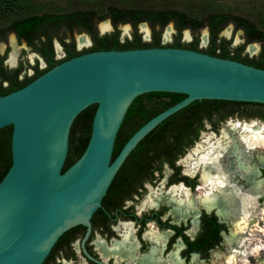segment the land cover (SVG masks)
Instances as JSON below:
<instances>
[{
    "label": "water",
    "instance_id": "95a60500",
    "mask_svg": "<svg viewBox=\"0 0 264 264\" xmlns=\"http://www.w3.org/2000/svg\"><path fill=\"white\" fill-rule=\"evenodd\" d=\"M142 25L151 35L150 26ZM224 32L220 38H227ZM206 35L208 41L209 30ZM56 45L60 50L58 41ZM149 93L186 97L144 124L113 160L130 106ZM204 100L264 105V69L191 49L96 51L1 96L0 130L12 126L13 133L12 166L0 182V264H44L60 238L78 226L87 229L81 246L93 259L85 247L91 219L127 158L164 121ZM93 105L97 109L88 146L63 171L73 123Z\"/></svg>",
    "mask_w": 264,
    "mask_h": 264
},
{
    "label": "trees",
    "instance_id": "16d2710c",
    "mask_svg": "<svg viewBox=\"0 0 264 264\" xmlns=\"http://www.w3.org/2000/svg\"><path fill=\"white\" fill-rule=\"evenodd\" d=\"M204 8H196L192 0H178V2L162 1V4L154 0H67L64 7L57 3L39 2L38 0H0V43L4 41L6 28H10L18 40L26 41L29 45L47 47L43 53L48 61L45 70L35 69L33 77H27L20 81L18 73H8L0 66V77H9L14 81L9 87H4L0 82V97L24 88L35 79L51 70L55 66L78 57L80 55L109 50H130L144 48H180L203 52L214 57L234 60L256 68L264 69V4L262 10H254V20L244 17H232L222 12L215 0H204ZM219 4V3H218ZM209 11V12H206ZM110 19L115 28L118 25L130 24L133 29V39L121 42L120 32L99 36L95 29L96 23ZM142 23H148L152 30V41L144 42L139 34L138 27ZM174 24L179 35L185 30L197 32L203 28L210 31V44L207 48H200L198 39L191 43H184L180 36L173 43H162V31L170 24ZM233 23L236 30H242L249 43L260 42L263 44L262 53L258 57L250 58L244 55V47L232 50L231 42L219 37L225 27ZM75 29L88 32L93 38V46L82 51L75 49L63 60H56L53 53V40L65 39L67 30L71 33ZM186 96L170 93H149L139 96L130 106L122 127L118 133L113 159L121 152L126 142L148 121L164 112L168 108L181 102ZM164 98H170L166 102ZM228 104L234 106L229 115H234L237 110H243L251 106L261 104L239 103L227 101H197L168 118L154 131H152L138 147L132 152V165H139L144 176H147L153 164L158 160L160 151L168 148L177 140L182 130L191 129L193 139L198 138L199 129L203 126L204 119L212 121L216 111H220V105ZM97 105L90 106L84 110L74 121L71 134L68 157L63 171L73 165L85 152L92 134V125ZM227 116H223L226 118ZM137 117V119H136ZM134 120H136L134 122ZM173 122H179L172 125ZM202 125V126H201ZM12 133L13 127L9 126L0 130V182L12 166ZM215 221V219H213ZM70 232V231H69ZM68 233V232H67ZM65 234L55 245V251L62 245L68 244ZM212 238L214 239L212 241ZM203 240V241H201ZM217 225L206 226L204 232L197 241L192 243L194 250L206 247L205 250L219 243ZM63 248V247H62ZM55 254L51 253V257ZM47 258L45 264L50 259Z\"/></svg>",
    "mask_w": 264,
    "mask_h": 264
},
{
    "label": "flooded vegetation",
    "instance_id": "af4514ba",
    "mask_svg": "<svg viewBox=\"0 0 264 264\" xmlns=\"http://www.w3.org/2000/svg\"><path fill=\"white\" fill-rule=\"evenodd\" d=\"M98 35L101 34L98 32ZM16 41L17 44L20 43L17 36ZM56 41H58L61 46L60 51L64 53V57L61 59L56 58ZM24 42L42 58L46 63V67H39V58L36 65L32 64L29 60L26 62L23 59L24 56H22V53L19 54L16 66H12L9 62L11 53L7 49L3 51L0 49L1 71L3 69L8 73L17 72L20 81L25 80L27 77H33L36 74L35 69L37 67L39 70H45L49 66L47 58L43 53L47 47L40 46L41 49H38L39 47L29 45L26 41ZM77 44L76 40H74L73 43H69L66 38L62 41L60 38L54 39L53 53L55 59L60 61L67 58L74 49L80 52L76 47ZM245 52L248 53L246 49ZM28 69L33 70V73L28 74ZM12 81L14 80L9 77H6V79L0 77V82L4 84V87H9ZM164 99L166 102L170 101V98ZM218 108H220V111H216L217 114L214 115L212 121L209 119L203 120V126L201 125L202 127L199 129V134L203 129L207 128L206 123L210 124L209 130H218V124L226 123V127L223 131L229 132L230 135L233 133L231 130L232 126H238L240 130H243L246 125L254 124L264 128V126L260 124L252 123L254 122L253 119L259 118L258 122L264 124V115L253 114L248 112L247 109H243L237 110L234 115L227 116L234 110V106L223 104ZM223 116L227 117L224 118ZM234 117L242 121H235V119H232ZM214 118H219L218 120L220 121L216 123L214 122ZM135 121L136 120H134V122ZM177 123L179 122H173L172 125L176 126ZM218 132V136L215 132L213 133L214 135H204L200 142H202L205 137H211L212 142L215 144L217 140L223 136V132L221 134L220 129ZM199 134L198 138L194 140L191 129L182 130L177 140L173 142L168 150L160 151L157 156L158 160L153 164L147 176H144L139 165H132V160L130 158L131 153L115 176L107 195L103 199L102 207L91 219V234L85 247L87 253L93 259H90L84 253L81 246L87 229L83 226H78L70 230V232L68 231V233H65L67 234L66 240L70 242L62 245L57 251L52 250L51 253L55 252V254L52 257L50 256L51 254L49 255L50 259L46 264H136L143 257L147 256L151 252L152 247H154L153 242L148 237L150 231L167 236L160 254L164 261H166L171 254L177 252V255L175 254L174 257L180 259L182 264H186L191 256H207L215 250V248L220 246L223 241H225L226 237H228L226 235L224 238V234L231 231V226L226 224L225 221L220 220L219 216L216 215V210L210 212L204 207H200V216L196 217V220L199 218V222L198 220L195 222L194 218L189 217L185 220H176L175 217L172 216L171 206L166 200L157 208L141 209L143 202L151 192L160 187H163L165 192H169L173 187L178 186L182 189L190 190L192 194L203 195V193L198 192L201 186V168L195 172V175L191 176L187 173L186 164L189 153L200 143L198 141ZM194 144L195 147L193 148ZM258 176L259 179L264 180V168L258 170ZM213 219H215V221ZM214 223L217 225L219 243L208 250L204 248L209 244H206L204 248L200 247L201 249L194 250L192 243L198 240L206 226H214ZM126 225L129 226L127 229H125ZM192 229L196 231L194 235L191 233ZM124 233H128L136 244V249L132 256L123 257L121 254H109L114 243L123 240ZM213 240L212 238V241ZM97 243H99V246ZM158 250H160V247Z\"/></svg>",
    "mask_w": 264,
    "mask_h": 264
},
{
    "label": "bare ground",
    "instance_id": "6f19581e",
    "mask_svg": "<svg viewBox=\"0 0 264 264\" xmlns=\"http://www.w3.org/2000/svg\"><path fill=\"white\" fill-rule=\"evenodd\" d=\"M141 28L148 33L145 26L142 25ZM129 29L125 28L124 33ZM100 30L110 32L111 27L107 22L101 25ZM172 33L173 29L168 28L164 34L165 39H170ZM230 33L231 30L228 29L224 35L229 38ZM185 35L190 36L189 32ZM89 41L87 37L78 38L80 47L87 45ZM203 42L207 43L206 32ZM238 42L237 39L236 43ZM11 46L13 51L9 62L16 66L20 48L15 38H12ZM258 51L257 45L248 47L251 54ZM231 128L232 135L223 131V136L215 144L211 137H205L186 159L189 175H195L200 168L202 170L198 192L203 195L192 194L190 190L178 186L169 192L160 187L151 192L141 209L157 208L166 200L171 206L172 216L176 220H185L188 217L196 219L200 214V207L208 211L220 208V216L232 221L234 230L231 238L227 239L229 255L217 256L218 261L224 264H264V180L258 176V170L264 168V128L256 124L246 125L243 130L238 126ZM234 218L236 219L233 220ZM128 227L126 225L125 229ZM195 232L191 231L192 234ZM148 237L154 247L136 264H182L174 256L168 257L166 261L162 259L160 254L167 239L166 235L150 231ZM135 249L133 239L128 233H124L123 240L114 243L109 254L131 257Z\"/></svg>",
    "mask_w": 264,
    "mask_h": 264
},
{
    "label": "rangeland",
    "instance_id": "374dc122",
    "mask_svg": "<svg viewBox=\"0 0 264 264\" xmlns=\"http://www.w3.org/2000/svg\"><path fill=\"white\" fill-rule=\"evenodd\" d=\"M38 1L39 2L52 1V2L57 3V5L60 7H64L67 3V0H38ZM154 1L157 3H160V4H162V1H170V2L172 1L174 3L178 2V0H154ZM215 1H217L219 3V4L217 3L216 5L219 6V8H221L222 12H225V13L231 15L232 17H244V18L250 19V20H254V15H252V12L254 10H262V6L264 4V0H215ZM206 2H208V0H206ZM192 5H193V7L200 9L201 7L204 8L206 3L204 2V0H192ZM206 12H209V11H206ZM108 21L111 22L110 19H106L104 21L96 23L95 29L97 32H99V34H101V30H100L101 25L104 23H107ZM127 25H129V24H127ZM127 25H118V27L115 30V31L120 32L121 42H125L127 39L128 40L133 39V31L130 32V29L128 32L124 33L125 28H129ZM140 26H141V24L139 25L138 30H139V34L142 35V40L144 42H151L152 41V34L148 35L146 32L142 31V28H140ZM170 26L174 27V24L172 23V24L168 25L162 31L161 36H162V43L163 44L173 43L175 38L178 36H180L182 42L187 43V44L198 39L200 48H207L210 44V36H209V40L207 41V43L203 42V36H204L206 30H209L208 28H203L197 32H192L191 30H185V31H190V36L187 37L183 32L181 33V35H179V32L174 27L175 31L173 30V33H172L170 39H165L164 34ZM230 27H232L233 30H231ZM228 29L231 30V33H230L231 36L228 39L227 38H221V39H225L227 41H230L231 42L230 48L232 50H236L238 48L244 47V55H247L250 58L258 57L261 55L262 49H263L262 43H260V42L249 43L245 37L244 31L236 30L233 23L228 24L224 30L226 31ZM113 33H114L113 31H110V32H106L105 34H101L99 36L101 37V36H105V35L113 34ZM15 37H16L15 33L10 28H6L5 35L3 37L4 41L0 43L1 51H3L4 49H7L10 53H12L13 49L11 48L12 47L11 46V40H12V38H15ZM80 37H87V39H89L90 41L87 45H85L83 47H80L79 44H77L76 47L78 50L82 51L84 49L92 47L93 38L88 32H85L84 30L75 29L72 33L67 30V33L65 35V38L68 40L69 43H73L74 40H76L78 43V38H80ZM237 39L239 40L238 43H236ZM15 40H16V38H15ZM18 44H19V46H18ZM18 44H17V46H18V48H20L19 52L22 53V56H24L23 59L26 62L29 60L30 62H32V64L36 65L38 62L37 60L39 58L40 59L39 67H41V68L46 67V63L42 60V58L37 53H35L33 50H31L29 48V46H27V44L24 41L20 42ZM235 44H237V45H235ZM248 45H257L258 47H260V52L256 53V54L246 53L245 49H247ZM55 52H56V58L57 59H61L64 57V53L62 51L58 50L57 47H56ZM27 73L32 74L33 70L28 69ZM246 109L248 110V112H251L253 114L264 115V108H246ZM218 119L219 118H214V122H216V123L219 122L220 120H218ZM232 119H235V121H237V120L242 121L241 119H237V117H234ZM228 121H230V120H228ZM253 121L254 122H252V123H258V124L264 126V124L258 122L259 118H255V119H253ZM206 125H207V128L203 129L199 134V140H198L199 142L202 139V137L206 134L207 135H214L213 133L215 132L218 136V133H219L218 130L219 129H220V133L222 134L223 130L226 127V123H223V124H218L219 125V127L217 128L218 130H211V129L209 130L210 124L206 123ZM194 147H195V144L193 145V148ZM219 209H216V212L218 213L220 220L229 223V225L231 226V231H228L227 234H224V238L226 237V235L228 237H226L225 241H223V243L220 246H218L217 248H215V250H213L209 255H207V256L198 255L197 257L191 256L186 264H224L221 261H218L217 256H224L225 257L226 255H229L228 253L230 252V250L227 246V239L229 240L231 238L232 231L234 230V224L232 221L224 219L223 216H220ZM235 219L236 218H234L233 220H235ZM194 220H195V222H197L198 219L197 220L194 219ZM193 230L195 231V229H192V231ZM194 234L195 233H193L192 235H194ZM175 254H171V256H174Z\"/></svg>",
    "mask_w": 264,
    "mask_h": 264
}]
</instances>
